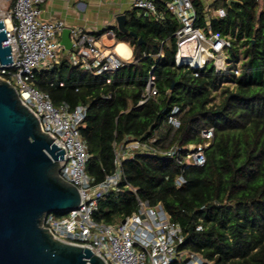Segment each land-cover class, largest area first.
I'll return each mask as SVG.
<instances>
[{
  "label": "trees",
  "instance_id": "obj_1",
  "mask_svg": "<svg viewBox=\"0 0 264 264\" xmlns=\"http://www.w3.org/2000/svg\"><path fill=\"white\" fill-rule=\"evenodd\" d=\"M238 1L230 6L218 1L215 5H223L227 15L211 21L214 32L232 36L226 71L209 65L197 76L176 66V18L167 13L155 21L133 9L127 28L136 37L116 26L94 33L113 30L117 41L133 50L132 60L112 74L111 82L107 74L83 73L64 56L52 68L37 71L34 84L57 107L88 106L80 131L91 155L86 170L95 183L115 171L114 142L156 134L159 149L186 148L202 143V130L213 128L206 164L188 167L182 186L175 184L182 172L174 158L137 155L124 161L120 190L103 197L93 217L119 223L138 210V195L150 205L161 203L182 227V249L213 264H264V0ZM193 2L197 25H205L202 0ZM153 66L160 95L139 105ZM175 107L178 128L169 123Z\"/></svg>",
  "mask_w": 264,
  "mask_h": 264
},
{
  "label": "built area",
  "instance_id": "obj_2",
  "mask_svg": "<svg viewBox=\"0 0 264 264\" xmlns=\"http://www.w3.org/2000/svg\"><path fill=\"white\" fill-rule=\"evenodd\" d=\"M221 0H202L205 25H197L198 12L193 0H132L133 9L144 17L161 21L166 14H172L180 25L176 32L177 52L175 64L192 69L199 76L209 65L217 71H226L232 36L214 32L211 21L224 18L226 8L216 6ZM47 0H0V19L4 21L7 33L6 44L11 45L13 61L0 68V79L14 86L21 101L38 117L43 132L54 138V143L64 149V162L59 175L76 186L82 196L77 209L63 217L48 214L42 227L49 230L54 238L90 248L101 256L106 264H213L200 254L182 249L185 241L182 227L172 221L171 215L159 203L150 205L139 198L138 210L121 222L107 224L98 222L93 214L103 197L118 192L125 180L123 163L140 154H160L174 158L181 167L176 180L177 186L186 183L183 173L191 166H204L207 162L206 149L214 140V129L205 128L201 132L203 142L183 147L173 144L167 149L154 145L156 134L148 139L126 137L122 142H114L115 171L100 182L87 173L86 167L91 155L81 136L80 127L87 117L88 106L79 105L75 109L64 103L55 106L49 93L34 84L37 71L47 70L59 64L67 56L70 62L83 73L93 75L112 74L124 67L128 61L116 48H103L96 37L82 28L71 29V49L62 44V34L67 28L62 20L46 21L41 17V5ZM116 38L115 32H107ZM159 56H163L160 54ZM155 66L147 77L146 89L139 105L157 99ZM240 74V67L235 69ZM175 107L169 115V123L178 128L181 121Z\"/></svg>",
  "mask_w": 264,
  "mask_h": 264
},
{
  "label": "water",
  "instance_id": "obj_3",
  "mask_svg": "<svg viewBox=\"0 0 264 264\" xmlns=\"http://www.w3.org/2000/svg\"><path fill=\"white\" fill-rule=\"evenodd\" d=\"M233 3L240 1L227 0ZM116 21L120 32L136 37L126 14ZM6 41L0 19V68L13 61ZM61 42L71 49L70 28ZM64 153L16 88L0 79V264H106L90 248L56 239L42 227L48 214L69 212L81 203L79 189L59 175Z\"/></svg>",
  "mask_w": 264,
  "mask_h": 264
},
{
  "label": "crops",
  "instance_id": "obj_4",
  "mask_svg": "<svg viewBox=\"0 0 264 264\" xmlns=\"http://www.w3.org/2000/svg\"><path fill=\"white\" fill-rule=\"evenodd\" d=\"M131 2L132 0H47L41 5V17L46 21L62 20L70 29H84L96 37L100 46L107 49L115 47L130 62L133 50L128 43L118 42L107 32L98 36L94 33L117 27V15L124 13L128 17L133 10ZM121 43L128 47L126 54L119 49Z\"/></svg>",
  "mask_w": 264,
  "mask_h": 264
},
{
  "label": "bare ground",
  "instance_id": "obj_5",
  "mask_svg": "<svg viewBox=\"0 0 264 264\" xmlns=\"http://www.w3.org/2000/svg\"><path fill=\"white\" fill-rule=\"evenodd\" d=\"M119 49L121 52H123L124 54H126V51H128V47L124 44V43H121L119 45Z\"/></svg>",
  "mask_w": 264,
  "mask_h": 264
},
{
  "label": "rangeland",
  "instance_id": "obj_6",
  "mask_svg": "<svg viewBox=\"0 0 264 264\" xmlns=\"http://www.w3.org/2000/svg\"><path fill=\"white\" fill-rule=\"evenodd\" d=\"M3 8V5H0V9H2ZM108 50H110V48H108Z\"/></svg>",
  "mask_w": 264,
  "mask_h": 264
}]
</instances>
